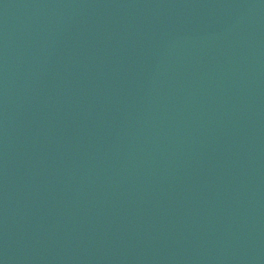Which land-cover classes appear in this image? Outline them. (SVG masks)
Listing matches in <instances>:
<instances>
[{"label":"water","instance_id":"obj_1","mask_svg":"<svg viewBox=\"0 0 264 264\" xmlns=\"http://www.w3.org/2000/svg\"><path fill=\"white\" fill-rule=\"evenodd\" d=\"M0 264H264V0H0Z\"/></svg>","mask_w":264,"mask_h":264}]
</instances>
